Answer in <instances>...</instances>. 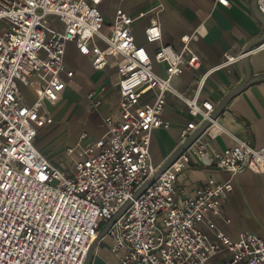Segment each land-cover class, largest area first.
<instances>
[{"label": "built area", "instance_id": "1", "mask_svg": "<svg viewBox=\"0 0 264 264\" xmlns=\"http://www.w3.org/2000/svg\"><path fill=\"white\" fill-rule=\"evenodd\" d=\"M103 1L0 0V264H84L101 227L126 205L101 240H109L116 264H264V237L240 232L231 239L219 226V221L230 223L222 204L233 191L235 176L245 170L264 174V147L236 140L214 150L205 138L211 121L137 195L160 166L152 162L151 133L169 128L162 120L167 97L183 102L194 119L180 134L183 143L215 109L198 97L208 76L239 63L243 54H224L219 65L198 79L194 94L185 95L172 81L180 66H200L190 38L181 39L180 51L163 43L157 8L136 16L118 12L106 21ZM256 6L264 19V0H256ZM148 15L143 36L146 44H158L152 53L136 42L133 32L134 24ZM48 16L58 19L60 29L50 26ZM201 34L197 29L195 35ZM70 43L96 70L116 63L119 98L116 111L103 118V135L67 148L70 165L60 167L36 148V141L40 130L53 124L45 105L55 103L65 88L61 74ZM263 48L264 40L248 54ZM154 65L165 67L164 76ZM38 73L48 77L28 104L20 86H28ZM86 98L98 107L95 91ZM191 157L228 178L184 193L175 182Z\"/></svg>", "mask_w": 264, "mask_h": 264}, {"label": "crops", "instance_id": "2", "mask_svg": "<svg viewBox=\"0 0 264 264\" xmlns=\"http://www.w3.org/2000/svg\"><path fill=\"white\" fill-rule=\"evenodd\" d=\"M113 3L109 16L102 9L105 3ZM227 6L216 0H104L100 10L106 21L118 12L136 16L157 8V20L162 30V42L170 44L177 51L182 48L181 39L190 38L189 46L200 59V66L188 70L180 66L173 78V86L181 93L192 96L198 79L208 70L219 65L226 53L238 56L248 44L263 34V27L253 12V0H227ZM148 15L133 26L136 42L146 46L152 53L158 44H146L143 30L149 23ZM201 28L203 34L196 36ZM247 65L251 74H264V48L248 56ZM154 71L164 76L165 67L154 65ZM43 73L35 74L28 86H20L21 94L28 104L37 96L39 84L47 79ZM65 88L55 103H47L45 110L53 118V124L40 130L36 148L58 166L69 167L66 149L80 142L85 146L96 141L105 132L103 118L116 111L118 105L119 75L116 63L110 62L103 70H96L89 57L79 54L73 44H68L61 74ZM245 78L241 63H236L211 73L200 91L199 100H208L215 107ZM96 92L99 105L93 107L86 98ZM162 120L168 129L151 133L150 153L154 165H161L181 144L182 130L193 122L187 108L180 100L169 96ZM86 134L81 140L80 135ZM205 138L214 150H224L245 140L254 148L264 147V79H254L237 96L232 98L220 115L212 122ZM55 146L54 153L50 147ZM54 148V147H53ZM75 156H80L77 149ZM228 175L196 157H191L188 166L177 172L175 185L184 193L197 187L221 183ZM222 213L230 223L219 226L231 239L240 232H249L264 237V174L249 170L239 173L233 179V191L222 204ZM99 243L95 249L92 264H116L117 260L106 248V255L100 253ZM109 253V254H108Z\"/></svg>", "mask_w": 264, "mask_h": 264}, {"label": "water", "instance_id": "3", "mask_svg": "<svg viewBox=\"0 0 264 264\" xmlns=\"http://www.w3.org/2000/svg\"><path fill=\"white\" fill-rule=\"evenodd\" d=\"M253 12L257 19V21L262 25L263 27V34L261 37L257 38L256 40L252 41L246 48L244 49L243 57L240 60L241 65L243 66L245 70V78L243 82L231 90L222 100L221 102L215 107L214 111L211 113L208 120H204L201 122L197 128L188 136V138L181 143L178 148L159 166L156 173L153 175V177L148 180L137 192V195L140 194L144 189H146L151 183H153L158 176L163 173L166 169H168L173 162L211 125V121H214L220 113L224 110V108L227 106V104L230 102L232 98L240 94L247 86L248 84L253 81L254 79L260 78L264 79V74H251L247 65L248 60V52L252 50L254 47H256L259 43H261L264 40V19L260 16L257 6H256V0H253ZM127 205L124 206L111 220H109L106 224H104L101 229L99 230L96 239L91 244L87 251V255L84 261V264H92L94 255H95V249L98 245V243L106 237L107 231L109 230L110 226L115 222V220L124 212Z\"/></svg>", "mask_w": 264, "mask_h": 264}, {"label": "rangeland", "instance_id": "4", "mask_svg": "<svg viewBox=\"0 0 264 264\" xmlns=\"http://www.w3.org/2000/svg\"><path fill=\"white\" fill-rule=\"evenodd\" d=\"M102 7H103L102 9L104 10V12H106V15L109 16L110 10L111 11L113 10V3L112 2L105 3L104 6H102ZM47 20H48V22H49V24H50V26L52 28H54V29H60V23L58 22V19L56 17H54V16H48L47 17ZM50 126H47L46 128H48ZM55 150H56L55 146L50 147V153H54ZM54 165L58 166L57 163L54 164ZM109 243H110L109 240H106V242L100 247L99 251H100L101 254L106 255V253H107L106 252V248L109 246Z\"/></svg>", "mask_w": 264, "mask_h": 264}, {"label": "bare ground", "instance_id": "5", "mask_svg": "<svg viewBox=\"0 0 264 264\" xmlns=\"http://www.w3.org/2000/svg\"><path fill=\"white\" fill-rule=\"evenodd\" d=\"M94 238H95V236H94ZM94 240H95V239H94ZM94 240H93V242H94ZM103 241H104V240H103ZM103 241H101V244H102Z\"/></svg>", "mask_w": 264, "mask_h": 264}]
</instances>
